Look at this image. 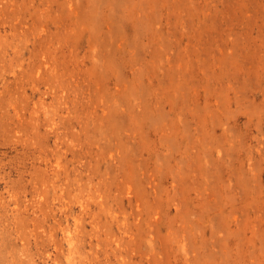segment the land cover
Listing matches in <instances>:
<instances>
[{"label":"rangeland","instance_id":"rangeland-1","mask_svg":"<svg viewBox=\"0 0 264 264\" xmlns=\"http://www.w3.org/2000/svg\"><path fill=\"white\" fill-rule=\"evenodd\" d=\"M0 264H264V0H0Z\"/></svg>","mask_w":264,"mask_h":264}]
</instances>
